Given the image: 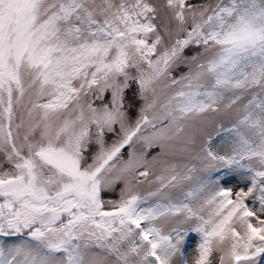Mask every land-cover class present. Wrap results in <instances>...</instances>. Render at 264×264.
I'll use <instances>...</instances> for the list:
<instances>
[{"label":"snow or ice","instance_id":"snow-or-ice-1","mask_svg":"<svg viewBox=\"0 0 264 264\" xmlns=\"http://www.w3.org/2000/svg\"><path fill=\"white\" fill-rule=\"evenodd\" d=\"M264 0H0V264H262Z\"/></svg>","mask_w":264,"mask_h":264},{"label":"rangeland","instance_id":"rangeland-1","mask_svg":"<svg viewBox=\"0 0 264 264\" xmlns=\"http://www.w3.org/2000/svg\"><path fill=\"white\" fill-rule=\"evenodd\" d=\"M262 264H263V262H262Z\"/></svg>","mask_w":264,"mask_h":264},{"label":"trees","instance_id":"trees-1","mask_svg":"<svg viewBox=\"0 0 264 264\" xmlns=\"http://www.w3.org/2000/svg\"><path fill=\"white\" fill-rule=\"evenodd\" d=\"M263 264H264V262H263Z\"/></svg>","mask_w":264,"mask_h":264}]
</instances>
